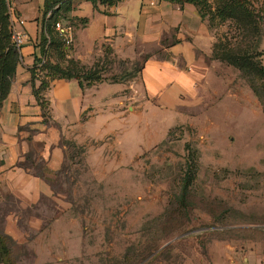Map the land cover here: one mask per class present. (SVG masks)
Instances as JSON below:
<instances>
[{
	"label": "rangeland",
	"instance_id": "1",
	"mask_svg": "<svg viewBox=\"0 0 264 264\" xmlns=\"http://www.w3.org/2000/svg\"><path fill=\"white\" fill-rule=\"evenodd\" d=\"M41 2L20 1L18 7L29 16L39 12ZM129 3L119 6V14L136 18L137 2ZM245 4L255 31L235 20L216 19L211 27L210 16L205 20L215 41L206 55L214 64L205 91L182 94L177 105L166 106L151 101L145 90L143 103L130 97L128 111L109 125L116 131L105 140H65V161L50 180L52 193L37 205L22 208L0 189V234L13 241L14 264H133L153 246L159 248L142 264H230L232 259L244 264V257L264 264V80L224 59L248 54L264 66V2ZM89 30L79 37L87 38ZM175 42L162 41L159 48L137 44L126 59L109 41L99 42L92 48L93 63L83 65L129 83L132 96L146 59L170 60L168 45ZM77 48L70 59L76 60ZM108 117L99 115L93 129L101 130ZM190 165L197 174L189 216L170 217ZM38 218L41 228L57 222L46 227L50 230H34L31 223Z\"/></svg>",
	"mask_w": 264,
	"mask_h": 264
},
{
	"label": "crops",
	"instance_id": "2",
	"mask_svg": "<svg viewBox=\"0 0 264 264\" xmlns=\"http://www.w3.org/2000/svg\"><path fill=\"white\" fill-rule=\"evenodd\" d=\"M20 1L25 5L31 2L9 0L15 19L25 20L23 30L29 41L20 52L21 62L10 93L0 108V189L2 194L14 197L19 206L28 208L39 204L44 196L51 195L50 180L65 161V140L74 139L80 144L87 140H105L116 131L110 130L109 125L114 120H120L123 116L120 114L128 111L130 97L137 103H143L145 90L151 101L166 106L177 105L182 94L194 96L199 90L201 93L213 71L214 63H210L207 56L212 52L215 41L208 23L201 19L198 9L192 4L181 8L158 0H134L137 3L132 6L135 5L137 17L131 18L122 11L119 14V6L130 4L132 0L122 1L114 7L99 6V11L86 0H76L71 16L76 19L78 30L70 49L73 51L74 47H78L74 55L82 64L93 63V56L97 54L92 48L99 42L109 41L119 58L125 59L137 44L159 48L163 47L162 41L179 42L168 45L170 60L149 58L145 62L140 87L138 84L135 88L131 86L134 88L132 96L127 92L129 83L126 82L115 85L103 82L82 87L77 80L53 81L44 94L48 102V116L44 117V111L33 94L31 69L39 55L36 43L41 35L45 0L39 5V12L29 16H24L18 7ZM117 15L122 17L118 25ZM79 19H87V22L82 23ZM31 20L33 22L28 23ZM87 28H90L87 38L79 37V32ZM86 45L91 50L84 53L80 47ZM106 85L114 86V89L104 91ZM36 86H39V80ZM98 94L102 95L101 100L96 98ZM107 113L112 117L103 122L102 129H93L98 116ZM103 129L107 131L103 132ZM36 167H40L41 171H36ZM10 217L16 222L19 219L14 213ZM56 222L55 219L51 223ZM31 224L34 230L40 228V231L50 230L51 227L46 224L41 228L44 223L39 218ZM15 226L18 227L17 224ZM249 260L244 257L242 262L253 264ZM230 264L241 263L232 259Z\"/></svg>",
	"mask_w": 264,
	"mask_h": 264
},
{
	"label": "trees",
	"instance_id": "3",
	"mask_svg": "<svg viewBox=\"0 0 264 264\" xmlns=\"http://www.w3.org/2000/svg\"><path fill=\"white\" fill-rule=\"evenodd\" d=\"M76 0H45L42 7L41 35L36 47L39 49V55L35 58V63L31 69L33 94L37 102L44 111V117H47L48 102L44 94L50 88L55 80H77L82 87L92 86L103 82L122 83L117 79L105 78L101 69L95 66L89 68L83 65L79 60L70 59L71 49L66 48L62 38L55 30V25L60 20L70 21L77 27L76 19L71 16L74 11V2ZM91 3L95 10L99 11V6L114 7L125 0H86ZM160 2H169L176 4L181 8L186 4L194 5L203 21L209 17V25L216 19L221 22L235 20L244 29H253L254 17L246 7L245 0H213L215 6L210 0H158ZM86 23L87 19H79ZM255 31V29H253ZM179 41H176L178 43ZM46 57V63L43 58ZM226 59L230 65L239 68L246 74H257L264 80V66L261 62L255 61L250 55L228 54ZM148 59H146L147 61ZM21 62V55L15 49L12 43L11 16L9 13V0H0V108L7 99L17 68ZM39 80V86L36 81ZM253 91L260 96L258 88L251 85ZM261 97V96H260ZM264 107V105H263ZM2 162L0 161V165ZM190 175L184 179L181 187V194L176 199V207L168 212L170 217L180 215L189 216L191 202V188L193 179L196 177V165H190ZM40 167H36L39 171ZM41 171V169H40ZM12 239L6 235L0 234V264H14L12 260ZM156 251L159 247L145 248L137 262L133 264H142L146 257ZM165 251V250H164ZM159 255V254H158ZM156 257V256H155ZM146 264H149L146 263Z\"/></svg>",
	"mask_w": 264,
	"mask_h": 264
},
{
	"label": "built area",
	"instance_id": "4",
	"mask_svg": "<svg viewBox=\"0 0 264 264\" xmlns=\"http://www.w3.org/2000/svg\"><path fill=\"white\" fill-rule=\"evenodd\" d=\"M264 2V0H261ZM9 13L11 16V28H12V43L15 49L20 53L23 46L29 41L27 33L24 32L23 27L25 25V20L21 18L15 19V11L9 2ZM55 30L62 38L66 48L70 49L73 47L75 42L76 26L70 21L60 20L55 25ZM47 58H43V62L46 63ZM197 85V84H196Z\"/></svg>",
	"mask_w": 264,
	"mask_h": 264
}]
</instances>
